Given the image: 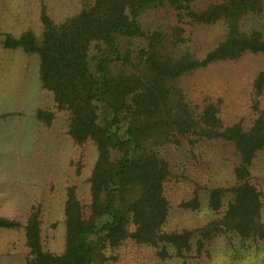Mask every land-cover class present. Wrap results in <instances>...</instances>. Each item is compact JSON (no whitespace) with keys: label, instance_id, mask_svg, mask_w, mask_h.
Returning <instances> with one entry per match:
<instances>
[{"label":"trees","instance_id":"trees-1","mask_svg":"<svg viewBox=\"0 0 264 264\" xmlns=\"http://www.w3.org/2000/svg\"><path fill=\"white\" fill-rule=\"evenodd\" d=\"M50 3L35 6L37 30L7 32L2 46L37 58L45 101L35 117L48 132L62 124L79 151L71 173L84 175L90 149L94 163L84 184L65 185L53 225L62 252L48 247L43 202L0 216V230L23 234L25 264H119L121 251L127 264H205L218 241L226 251L264 241V190L253 178L264 67L237 114L201 85L212 70L264 57V0H70L61 18ZM208 147L225 158L223 183L202 182L198 153ZM179 155L197 176L178 178ZM171 183L185 195L176 225Z\"/></svg>","mask_w":264,"mask_h":264},{"label":"rangeland","instance_id":"rangeland-1","mask_svg":"<svg viewBox=\"0 0 264 264\" xmlns=\"http://www.w3.org/2000/svg\"><path fill=\"white\" fill-rule=\"evenodd\" d=\"M40 0H0V216L24 214L29 205L43 202L45 208V236L48 247L62 252L64 232L60 222V204L65 185L70 178L84 184L94 163L93 150L88 151L87 168L84 175L76 178L71 173L70 162H77L79 151L72 149L70 141L58 131L48 132L38 123L35 114L45 99L40 94L38 81V60L21 51H5L2 46L4 34H19L22 29L37 30L36 4ZM58 18L68 13L70 0H49ZM68 3V4H67ZM20 6H24L21 8ZM30 12L33 15L30 16ZM215 32L210 31L201 39H209ZM264 67V57L248 58L244 67H219L201 80L205 91L222 96L230 113L237 114L246 104V94L252 86V77ZM14 114L6 119L2 116ZM62 129V128H61ZM64 131V129H63ZM198 166L203 183L220 184L229 179V169L218 148L208 147L200 151ZM180 170L178 178L197 176L192 160L179 155L173 159ZM189 175V176H188ZM254 183L264 190V152L253 169ZM173 202L171 223L176 225L180 215L177 209L184 198L183 187L173 183L168 186ZM180 187V186H179ZM182 189V190H181ZM31 206V205H30ZM182 214V213H181ZM181 216V215H180ZM185 218L183 223H194V218ZM202 216L197 215L200 220ZM211 258L205 264H264V241L251 247L238 246L227 249L218 241L212 247ZM8 252L11 256H8ZM27 250L21 233L0 230V264H25ZM119 264H127L130 256L121 251ZM145 264V260L142 263Z\"/></svg>","mask_w":264,"mask_h":264}]
</instances>
